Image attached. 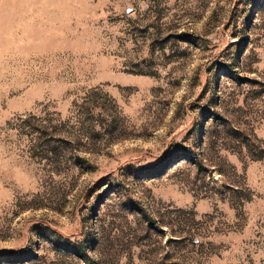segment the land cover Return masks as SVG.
<instances>
[{
    "label": "rangeland",
    "instance_id": "374dc122",
    "mask_svg": "<svg viewBox=\"0 0 264 264\" xmlns=\"http://www.w3.org/2000/svg\"><path fill=\"white\" fill-rule=\"evenodd\" d=\"M0 264H264V0H0Z\"/></svg>",
    "mask_w": 264,
    "mask_h": 264
}]
</instances>
